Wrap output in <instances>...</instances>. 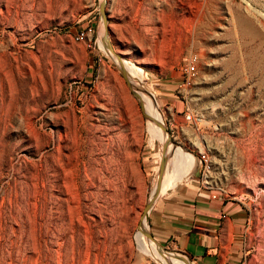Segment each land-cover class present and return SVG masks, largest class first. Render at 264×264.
Listing matches in <instances>:
<instances>
[{
	"label": "rangeland",
	"instance_id": "1",
	"mask_svg": "<svg viewBox=\"0 0 264 264\" xmlns=\"http://www.w3.org/2000/svg\"><path fill=\"white\" fill-rule=\"evenodd\" d=\"M102 1L0 0V264H159L137 233L164 141L136 90L170 135L161 185L188 158L264 264V0H106L132 88Z\"/></svg>",
	"mask_w": 264,
	"mask_h": 264
},
{
	"label": "crops",
	"instance_id": "2",
	"mask_svg": "<svg viewBox=\"0 0 264 264\" xmlns=\"http://www.w3.org/2000/svg\"><path fill=\"white\" fill-rule=\"evenodd\" d=\"M148 224L155 239L182 252L189 264L244 262L247 212L240 203L207 186L198 171L179 179L159 197L149 212ZM150 253L162 264L164 256L158 250ZM172 254L178 264H187Z\"/></svg>",
	"mask_w": 264,
	"mask_h": 264
},
{
	"label": "bare ground",
	"instance_id": "3",
	"mask_svg": "<svg viewBox=\"0 0 264 264\" xmlns=\"http://www.w3.org/2000/svg\"><path fill=\"white\" fill-rule=\"evenodd\" d=\"M113 58L115 59V61H118L117 59H116V57H114L113 56ZM121 62L122 63H124L125 65H127L129 68H131V71H132V78H133V76L135 75V77H137V78H139L140 79V71H137V73L136 74H134V70H135V66L134 65H132V64H130V63H128V62H126V61H123V60H121ZM118 63V62H117ZM119 64V63H118ZM120 65V64H119ZM125 70V72H126V69H124ZM126 74H127V72H126ZM128 76V75H127ZM141 80V79H140ZM131 82H132V80H131ZM136 82H137V80H136ZM133 85V84H132ZM134 86V85H133ZM137 89H139L138 87H136ZM134 92V91H133ZM136 93H137V98L141 101V103H142V106H143V110H144V112H145V116H146V114H147V116H149L151 119H152V121L154 122V125H155V127L157 128V130L159 131V133H161L162 134V136H160L159 134H155L157 137H159L162 141H165V139H166V136L162 133V131H161V129L159 128V126H158V123H160V121H161V123H162V120H161V116H160V121L157 119V117L154 115V111L152 110V109H150V108H148V107H146L145 106V101L140 97V93H139V90H136ZM151 126V125H150ZM147 127H148V129L149 130H151L150 129V127L147 125ZM151 128H153L152 126H151ZM198 142H196V145L198 146V148H200L201 150H203L202 149V147H203V143H201L199 140H197ZM177 148V147H176ZM172 149H173V153L175 154V156H176V152L174 151V148L172 147ZM178 150V149H177ZM176 150V151H177ZM177 156H178V153H177ZM177 159H178V157H176ZM183 162V161H182ZM105 166V165H104ZM195 165H194V163H192L188 158H186L185 159V163H184V165H183V171L180 173L179 171H181V169H182V167H180V169L178 170V172L166 183V184H164L163 186H162V188H160V190H159V193H158V198L161 196V195H163L164 193H166L168 190H170L175 184H176V181H179V179H182V178H185V177H187L188 175H190V174H192L193 173V171H194V169H195V167H194ZM112 167V166H111ZM107 168V167H106ZM87 171V170H86ZM79 172V171H78ZM93 173V172H92ZM78 175V174H77ZM87 175V174H86ZM91 174H89V176H90ZM88 185V184H87ZM76 197V196H75ZM157 198V199H158ZM74 199V198H73ZM146 216H147V214L142 218V221H143V224H142V226L139 228L140 230L138 231V232H141L143 235H144V231H141L142 230V227H143V225L146 223ZM63 237V236H62ZM137 237H139L140 238V240L141 241H144V242H146V243H149V244H154L157 248H159L160 249V251H161V253L163 254V256H164V258H163V261H162V264H166V261H167V252L165 251V253H166V255H165V253H164V250L156 243V242H154V241H152V240H149L148 238H147V236H142V235H139L138 233H137ZM150 241V242H149ZM61 245V244H60ZM57 254H59V253H56V257H57ZM35 259V258H34ZM60 260V259H59ZM57 262V261H56ZM55 262V263H56ZM59 262V261H58Z\"/></svg>",
	"mask_w": 264,
	"mask_h": 264
},
{
	"label": "water",
	"instance_id": "4",
	"mask_svg": "<svg viewBox=\"0 0 264 264\" xmlns=\"http://www.w3.org/2000/svg\"><path fill=\"white\" fill-rule=\"evenodd\" d=\"M105 5H106V0H103L99 4V12H100V17H101V23H102L103 30H104L103 37H102V44H103L104 49L107 52H110L111 54H113L116 57V59L120 62V67H121L122 75L126 79L127 83L131 86V83L128 80L127 74H126L124 68L121 65V58L118 55H115L114 54V51L112 49V46H111V44H110V42L108 41V38H107L108 19H107V15H106V12H105ZM131 88H132V86H131ZM133 93H134V96L137 98V93L135 91ZM158 126L161 129L162 133L165 136H167V137H166V139L164 141V145H163V149H162L163 150L162 151V158H161L160 163H159V166H158V175H157V180H156V190H155V194L152 196L149 204L146 206V208L144 210V213L145 214L150 212V210L152 208V204L158 198V193H159V190H160V186H161V183H162V179H163L164 173H165L166 168H167V165H168L167 164V161H166V157H167L168 154H170V153L167 152V149H168L169 144H170V142H169V140H170L169 132L167 131V129L164 126L163 123H158ZM146 236H147V238L149 240H152V241L156 242V240L154 239V237L150 233H147ZM187 262H188V260H187ZM188 264H189V262H188Z\"/></svg>",
	"mask_w": 264,
	"mask_h": 264
},
{
	"label": "built area",
	"instance_id": "5",
	"mask_svg": "<svg viewBox=\"0 0 264 264\" xmlns=\"http://www.w3.org/2000/svg\"><path fill=\"white\" fill-rule=\"evenodd\" d=\"M82 38H83V36L79 37L77 40H82ZM195 63H196V60L195 59H191L187 63V65L185 67V71H184L185 75H186L185 80L187 82H189L194 77V75L196 74V65H195ZM186 118H187L188 121L191 120V116H187Z\"/></svg>",
	"mask_w": 264,
	"mask_h": 264
}]
</instances>
